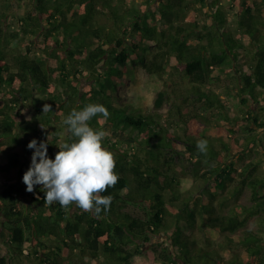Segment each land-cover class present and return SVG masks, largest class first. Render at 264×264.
Masks as SVG:
<instances>
[{"label":"trees","instance_id":"obj_1","mask_svg":"<svg viewBox=\"0 0 264 264\" xmlns=\"http://www.w3.org/2000/svg\"><path fill=\"white\" fill-rule=\"evenodd\" d=\"M31 1L11 33L6 26L13 0L0 5V168H18L19 175H0V264H264V174L259 162L240 172L235 161L229 163L252 154L254 125L264 129V0H230L228 7L226 0H167L159 14L149 7L158 0L129 8L127 0L114 7L105 0L116 18L112 29L100 21V0ZM158 19L170 22L168 31L153 24ZM145 40L159 48L151 60L138 53ZM135 54L149 75L170 79L156 93L157 108L171 99L176 71L185 75L194 100L221 118L187 110L186 95L170 104L167 115L127 101L121 92ZM173 56L177 65H170ZM223 78L235 83L245 105L255 100L259 110L231 116L212 88ZM88 103L103 104L110 113L89 125L105 131L102 146L114 153L119 175L102 193L112 197L110 208L98 216L74 205L48 206L42 186L28 192L22 180L34 151L29 142L52 133L47 155L54 159L61 137L51 126ZM45 104L50 111L43 112ZM23 108L33 112L31 119ZM231 127L243 129L245 137L231 136ZM201 139L208 142L206 154L197 149ZM19 146L28 157L13 152ZM165 153L185 157L194 171L179 172ZM247 190L253 204H240ZM229 201L235 203L224 213ZM253 218L259 232L247 229ZM162 235L163 244L157 241ZM218 238L235 253L231 262L216 249ZM145 245L155 251L153 262L142 260Z\"/></svg>","mask_w":264,"mask_h":264},{"label":"rangeland","instance_id":"obj_2","mask_svg":"<svg viewBox=\"0 0 264 264\" xmlns=\"http://www.w3.org/2000/svg\"><path fill=\"white\" fill-rule=\"evenodd\" d=\"M140 0H127L126 7H132L135 2H139ZM3 0H0V5L2 4ZM105 0H100L98 1L99 8H100V21L106 25L107 28L112 29L116 26V18L113 15L112 11L110 8L105 7ZM112 6H116L118 4H123L122 0H111ZM167 3V0H158L156 3L150 5V10L153 12H156L159 14V9H160V3ZM227 7L230 4V0H226ZM34 6L33 2L31 0H13V5H12V10H11V16L10 21L8 22V25L6 26V31L7 33L14 32V30L19 26L18 23V17L26 12L27 10L31 9ZM120 12V11H119ZM232 13V12H231ZM232 18V16H230ZM200 20V19H199ZM203 20H201L202 22ZM153 24H156L160 26L161 29L164 31H168L170 28V22L168 21H162L158 19L155 21ZM198 40L194 39V43H197ZM144 48L146 51H143ZM141 49H138V53H144L146 58L148 60H151L154 56V54L159 50L155 42L145 40L143 42ZM23 52H26V49L24 47L21 48ZM138 55L135 54L133 56V59L130 60L132 63L129 66V71H128V79H129V85L122 90L123 97L127 99V101L132 102L136 106H141L142 104L148 106L150 109L148 110L149 112H157L161 113L163 115H167V113L170 110V104L172 102H180L177 97H181L183 95H186V101H185V107L187 110H192V109H197L201 113L206 114L207 116L211 118H221V112L215 110L214 108L212 109H205L203 104L204 103H198L197 100H194L192 94L187 91V89L190 88V84L186 82L185 75L181 72H176L174 71L175 75L173 76V79H175L176 84L171 85V88L169 89V94L171 95L170 100H165V102L162 104L161 108H157L155 104V99H156V93L159 92V90H165V83H168L170 79H165V81H160L157 76H151L146 72L141 64L139 63V58L137 57ZM177 59L173 56L170 60V65H177ZM54 65V63H53ZM106 70V67H105ZM233 81L230 80V78H223L222 81L219 83H216L213 85V89L220 95V98L222 101H224L226 105V111L231 115V116H237L240 118H243L247 116L248 111H255L257 112L259 108L261 107L260 104H256L255 100H250L248 101L247 105H245L240 97V94L238 90L235 88V83H232ZM181 95V96H180ZM264 104V102H263ZM222 110V108H220ZM251 109V110H250ZM206 110V111H205ZM223 111V110H222ZM22 113L24 116L28 119L32 118L33 112L29 108H23ZM163 120V119H162ZM164 122V120L162 121ZM225 127L230 128L229 125H225ZM235 133L230 134L233 137L240 138L245 137L243 129H239L238 127H231ZM254 132H252L253 135H256V143L254 142L253 145H251L252 148V154L248 153V156H246L243 159L240 158H234L229 160V163L231 161H235V166L236 168L240 171L243 170V168L252 162H259V166L261 171L264 174V150L261 149L262 142L264 141V129L258 128L254 125ZM52 132L55 133L56 135H59L61 138L57 140V145L59 143L65 142L68 138L67 134V126H64V124H55L51 126ZM174 129V128H173ZM60 130V133L58 134L57 131ZM226 129L222 130L219 135L216 132H213L211 134L212 137H219L224 134H226ZM46 139V138H45ZM43 139V140H45ZM123 139L128 140L129 138L124 137ZM130 140V139H129ZM131 141V140H130ZM135 144V143H133ZM13 152H18L21 155L27 156L28 153L26 152L25 148L23 146L17 147ZM235 156V153H233ZM165 159L166 160H172V162L175 164V166L178 168L179 172H182V170H185L186 173H192L194 171V168H192V165L189 163V161L183 157V156H175L170 153H165ZM207 166L202 165L201 169L205 170ZM184 172V171H183ZM204 172V171H203ZM0 175L6 176L9 178H16L18 177V168H0ZM235 203L234 201H229L228 204L225 205L224 207V213H227L230 209L229 207ZM240 204H245V205H251L253 204L252 201V194L250 190H247L244 195L239 200ZM141 213L140 211H138ZM247 229L249 230H254L256 232H259L260 225L257 222L256 218H253ZM244 230L239 231V235H243ZM166 239L164 235L161 236L160 239L157 241H160L163 243L166 242ZM157 241H154V244H158ZM168 242V241H167ZM223 238H218L216 241V249L220 250V255L226 259L227 262H231L233 258L235 257L234 252H228L225 247L220 246H226L223 244ZM234 250L236 252H239V254H243L245 252V249L243 247L236 248L234 247ZM144 254L142 256V260H148L149 262H153L155 259V251L150 248V245H145L144 246ZM5 253V243L3 239L0 236V255H3ZM27 253V252H26ZM236 264V263H234Z\"/></svg>","mask_w":264,"mask_h":264},{"label":"clouds","instance_id":"obj_3","mask_svg":"<svg viewBox=\"0 0 264 264\" xmlns=\"http://www.w3.org/2000/svg\"><path fill=\"white\" fill-rule=\"evenodd\" d=\"M50 110L51 105L43 106V112ZM97 115L106 120L110 113L103 104L88 103L64 118L63 124L74 139L56 145L59 151L54 159L47 155L52 133L39 143L35 138L29 142L27 147L34 151L22 178L26 191L33 192L36 185H41L46 205L58 203L63 208L74 205L97 216L110 208L112 197L102 193L118 183L119 175L114 171V153L102 146L105 131L89 125ZM207 144V140H198V151L206 154Z\"/></svg>","mask_w":264,"mask_h":264}]
</instances>
